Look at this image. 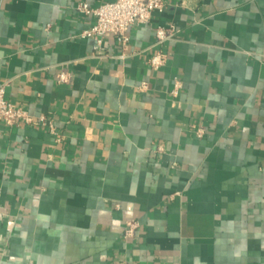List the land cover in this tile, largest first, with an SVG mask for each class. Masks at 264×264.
Masks as SVG:
<instances>
[{"label": "crops", "instance_id": "1", "mask_svg": "<svg viewBox=\"0 0 264 264\" xmlns=\"http://www.w3.org/2000/svg\"><path fill=\"white\" fill-rule=\"evenodd\" d=\"M114 1L0 0V87L55 128L0 123V264H264V0H165L96 51L78 4Z\"/></svg>", "mask_w": 264, "mask_h": 264}, {"label": "built area", "instance_id": "2", "mask_svg": "<svg viewBox=\"0 0 264 264\" xmlns=\"http://www.w3.org/2000/svg\"><path fill=\"white\" fill-rule=\"evenodd\" d=\"M165 0H116L114 2L103 3L97 7H90L86 2H80L77 9L87 15H94L95 22L89 30L83 32V37L93 38L96 42L95 50L99 51L103 41L108 34H113L117 39L126 45L129 39L128 32L131 26L149 24L153 13H162L165 10ZM174 33V28L158 27L156 29V37L158 43H163L170 38ZM167 55L164 51H159L150 59L152 70H159L166 62ZM59 82H68L69 76L66 73H61L58 77ZM146 83L142 84L145 88ZM181 83L175 81L172 90L173 95H178ZM0 123L8 127L18 126L21 123L34 125L42 124L49 125L51 132L55 133V128L51 121L45 115L35 119L25 109L9 101L6 97V87H0ZM205 130L199 128L197 131L198 137H203ZM139 223L135 220L126 222L123 237L126 241L132 240L136 231L139 228Z\"/></svg>", "mask_w": 264, "mask_h": 264}]
</instances>
